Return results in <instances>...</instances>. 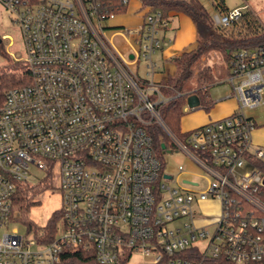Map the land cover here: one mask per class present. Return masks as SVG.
Here are the masks:
<instances>
[{"label":"built area","instance_id":"obj_1","mask_svg":"<svg viewBox=\"0 0 264 264\" xmlns=\"http://www.w3.org/2000/svg\"><path fill=\"white\" fill-rule=\"evenodd\" d=\"M131 1L0 0L20 27L31 73V83L7 90L0 107V228L11 222L32 163L59 170L62 194L57 236L41 245L5 233L0 264H62L67 249L92 251L99 264H129L134 255L149 264H264V175L252 163L264 149L254 145L257 121L245 113L264 105V44L231 59L226 82L236 110L182 139L161 116L169 101L161 85L142 82L106 36L107 22ZM139 2L142 22L121 33L132 60L145 61L153 75L154 55L172 42L169 18ZM247 8L213 20L229 27ZM150 126L200 172L183 165L176 175L165 172ZM208 200L219 210L204 223L197 207Z\"/></svg>","mask_w":264,"mask_h":264},{"label":"trees","instance_id":"obj_2","mask_svg":"<svg viewBox=\"0 0 264 264\" xmlns=\"http://www.w3.org/2000/svg\"><path fill=\"white\" fill-rule=\"evenodd\" d=\"M144 7L159 9L165 18L170 13H183L191 18L197 31V44L193 49L183 52L172 60L175 72L170 75L160 88L161 94L169 98V101L160 106L161 116L170 131L180 138H185L187 133L181 129V120L185 115L184 109L187 99L196 95L200 99V105L209 109L213 103L210 95V87L217 82L216 68L207 64L213 56L220 57L226 72L225 78L230 74L231 59L236 51L241 49L256 48L264 44V25L258 20L252 11L245 12L243 16L229 27H219L213 20V14L200 0H139ZM214 13L226 14L231 9L227 6L226 0H209ZM129 5H121L115 11L118 15L128 12ZM2 44L0 40V45ZM1 53L6 59L7 52L0 47ZM12 59L14 67L0 70V107L5 100L7 90L15 87H22L31 83V73L24 61ZM15 66H17L15 68ZM193 79H196L197 89L188 93L185 87ZM147 132L153 139V148L157 157L161 158L165 149L169 148L170 141L166 134L158 126H150ZM163 145L166 146L163 149ZM253 165L264 175V159H255ZM47 176L37 184L25 181L18 186L13 198L12 220H18L24 226L30 237H33L41 245L50 243L59 233L62 220L61 211H56L48 220L46 226L40 227L28 219H16L14 206L18 210L29 212L34 203H28L30 194L35 187L48 188L54 179L55 171L50 168ZM51 178H53L51 180ZM55 185V180H54ZM25 203V204H24ZM30 214V213H29ZM39 233L40 235H38ZM38 235V236H37ZM62 264H99L92 251L67 249L62 255ZM120 264H128L123 260Z\"/></svg>","mask_w":264,"mask_h":264},{"label":"rangeland","instance_id":"obj_3","mask_svg":"<svg viewBox=\"0 0 264 264\" xmlns=\"http://www.w3.org/2000/svg\"><path fill=\"white\" fill-rule=\"evenodd\" d=\"M204 6L208 9V11L211 14H214L213 7L211 5V2L209 0H200ZM226 4L230 9H234L235 7H241L246 6L247 9L244 10L245 12L252 11L258 20L261 22L262 25H264V0H226ZM140 2L138 0H132L131 4L129 6L128 12L125 15L117 16L114 19L110 20L106 24V36L108 38L112 39V42L116 49H118L122 54L125 56H128L130 53L131 47H130V38L123 33L125 29L132 28L140 21V13H137L136 10L140 7ZM181 18V17H180ZM188 24L189 19L187 17H183ZM112 24L114 28H109L108 24ZM171 28L176 29L180 26V28H184V25L180 23L179 19L174 17L171 19ZM179 31V29L175 30ZM120 32V33H119ZM174 32V31H173ZM0 40L2 44L0 47H3L5 51L7 52L6 59L1 53L0 50V70L7 69L9 67H14V64L12 59L21 61L22 56L24 55V45H23V39L21 30L18 24L14 22V19L8 11L2 6L0 3ZM193 43V42H192ZM191 43V44H192ZM189 44V43H186ZM191 44L186 45V50L191 49ZM133 45V43H132ZM208 65L212 66L213 68H216L215 76L217 79V82L210 87V93L212 96V99L214 100L213 107L209 110H198V111H190L189 105L186 106V111L184 117L181 120V129L182 130H189L190 126H188L189 122L192 120V118L195 115L205 113H209L217 106V101L219 99L226 98L228 96H231V86L229 83H227L225 80V70L224 65L218 56H213L209 62H207ZM17 66H15L16 68ZM141 70L144 68V64L141 63ZM198 87L196 79H193L190 83H188L185 87V91L188 93H191L192 91L196 90ZM234 97H231L229 99L224 100V104L226 106H229L230 104L234 103ZM223 104V105H224ZM221 106V105H220ZM245 113L248 116H252L257 121V126L259 128L262 126L264 127V105H261L254 109H248L246 108ZM191 124V123H190ZM255 128L253 132V136L255 138V133L257 132ZM258 147L264 149V144H258ZM255 144V145H256ZM164 170L165 172L171 173L173 175H176L178 172V166L183 165L186 167V169L198 173L200 170L198 167H196L190 159L181 151L176 150L173 145L170 143L168 152H163L161 156ZM47 172H44L42 170H39L33 163L30 165V172H29V178L28 181L32 184H37L39 181L43 180L47 175ZM190 178H194V180H197V176H190ZM53 178H51L52 180ZM55 180V185H54ZM169 183H172L171 181ZM31 199H29L28 203L33 202L34 205L32 209H30L29 212H25V215L23 211L18 210L17 206H14V216L16 219H21L24 217V219L32 220L33 224H36L37 226L44 227L46 226L48 220L56 211H61L62 209V194L60 190V173L59 170L56 169L54 179L52 181V184L45 189V187H35L32 194L29 195ZM25 204V203H24ZM200 208L201 215L203 216V222L209 223L212 219L216 218L218 215L219 210V202L208 200L206 202L200 203V205L197 207ZM30 213V214H29ZM62 222V220H61ZM212 230V228H209ZM14 231H17L19 234L25 236L26 238H30L28 235V232L26 230V226H24L21 222L18 220H12L8 226H4L0 228V237L3 236L5 233H12ZM40 235L39 233H37ZM37 235V236H38ZM207 244V241L205 242ZM129 264H149V261L146 257H142L140 255H134L132 259L130 260Z\"/></svg>","mask_w":264,"mask_h":264},{"label":"crops","instance_id":"obj_4","mask_svg":"<svg viewBox=\"0 0 264 264\" xmlns=\"http://www.w3.org/2000/svg\"><path fill=\"white\" fill-rule=\"evenodd\" d=\"M136 12L141 14L140 21H139V23H137L132 28L136 27L143 20L144 11L142 12L140 10V7H139L138 10H136ZM118 16H122V15H118ZM174 17L179 19L182 26L184 25L183 29L180 28V26L177 27L176 29L177 30L179 29V31H176V32H175V30H176L175 28L174 29L171 28L172 27L171 26V19ZM183 17H187L189 19L191 26H190V24H188L186 22V20ZM108 27L114 28L113 25L110 23L108 24ZM165 36L167 37V39H171L172 42L169 44H165V46L154 55L153 59L157 64V69H156L155 74H153V75H149V72L146 68V62L145 61H143V60L133 61L132 60L131 50H130V53L128 54V56H125L124 54H122L117 49L122 54V56L125 58V60L130 64L131 68L138 74V77L142 80V82L143 81L144 82L153 81L157 85H162L165 81H167L168 77L170 75H173L175 72V66L172 63V60L175 59L176 57L180 56L183 52L187 51L185 49L186 45H189L193 42L190 45L191 49H193L197 44L196 27H195L193 21L191 20V18L188 17L187 15L183 14V13H174V12L170 13L169 28L165 32ZM130 43H131V41H130ZM186 43H189V44H186ZM141 63L144 64V68L142 70L140 68ZM210 95H211V93H210ZM231 97L232 96H228L226 98L219 99L217 101V106L215 108H213V110L211 112H209V113L204 112L202 114V116H201V114H199V116L195 115L188 124V126H190L189 128H191V129L182 130V131L187 133V132L194 130V129L202 126V125L207 124L210 121L218 120V119H221V118H224L226 116L231 115L237 108V101L234 100V103L230 104L229 106H226L224 104L225 102H223L224 100L229 99ZM211 99H212V96H211ZM212 101H213V103H212L211 107L207 110V109H204L201 105H199V106L195 105L194 101H192V104L189 105L188 99H187V104L189 105L188 110L194 111V112L198 111V110H202V109L209 111L214 105V100L212 99ZM187 104H186V106H187ZM186 109L187 108L185 107L184 111H186ZM203 110H202V112H203ZM257 127L258 128L256 129L257 132L255 133V138L253 136L254 145L256 143L264 144V127L263 126H262V128L261 127L259 128V126H257ZM255 146L258 147L257 144ZM258 148H260V147H258ZM190 176L191 175H187L186 176L187 179L194 180V178H190Z\"/></svg>","mask_w":264,"mask_h":264},{"label":"water","instance_id":"obj_5","mask_svg":"<svg viewBox=\"0 0 264 264\" xmlns=\"http://www.w3.org/2000/svg\"><path fill=\"white\" fill-rule=\"evenodd\" d=\"M192 101H194L195 105L199 106L200 105V99L198 98V96L196 95H191L188 97V104L191 105L192 104ZM163 149L166 148L165 145L162 146Z\"/></svg>","mask_w":264,"mask_h":264}]
</instances>
